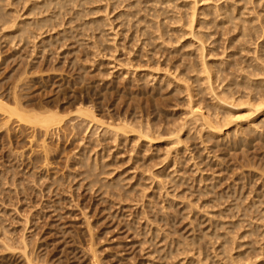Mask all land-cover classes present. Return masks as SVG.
Segmentation results:
<instances>
[{
  "label": "rangeland",
  "instance_id": "rangeland-1",
  "mask_svg": "<svg viewBox=\"0 0 264 264\" xmlns=\"http://www.w3.org/2000/svg\"><path fill=\"white\" fill-rule=\"evenodd\" d=\"M42 1L0 0L9 22L0 26V97L6 101L7 93L9 95L18 82L15 80L22 78L19 84L26 89L23 93L19 85L17 92L19 90V94H23L20 96L25 104L21 102L27 114L31 109L34 112L38 110L37 113L47 110L45 104L49 109L54 107L53 111L61 110L60 115L62 113V117H67L61 123L63 128L58 125V129L51 128L49 131L53 133H49L45 128L19 123L17 117H13V121L6 126L7 117L0 111V264H264V123L255 124L264 118V113L256 107L257 111H253V106L247 104L241 106L244 103L240 105L231 99L222 102L223 95L220 93L227 80L240 73L237 72L240 66L252 59L256 60L262 53L264 23L261 29V8L256 0H198L196 9L193 3L197 0H77L67 5L70 9L66 6L56 27L45 28L43 36L21 43L9 42L8 34L16 30L19 22L21 25V21L33 19L29 16V8ZM128 2H131V6L133 4L132 11L136 10L137 13L131 23L118 18V13L120 15V12L128 9ZM224 5L230 10L236 7L234 17L237 18L233 19V23L237 25L230 24L225 16L223 20V14H220L223 11L220 9ZM243 5L247 7L243 10L246 16L241 18L249 21L253 19L251 23L260 29L259 32L256 29V35L252 36L250 42L247 41L249 38H238L241 21L237 11ZM52 10L53 7L49 6L41 17H50ZM192 10L196 14L190 24ZM184 11H188V18ZM178 12H181L180 18ZM218 12L219 15L216 14ZM183 15L185 18L181 19ZM35 17L41 19L38 15ZM144 20L150 23H144ZM92 21L100 22L98 30L91 24L94 23ZM191 25L194 32L190 29ZM232 25L233 28H230ZM140 28L142 31L147 29L148 35L144 37L141 31L137 32ZM40 37L45 38L39 41ZM42 45H47L46 50L42 51ZM203 47L205 50L202 52ZM257 48L258 54L255 52ZM199 66L211 69L204 71L209 74L212 72L211 75L207 74L212 80L209 83H216L217 87L211 85V89H214L210 90L206 72L200 71L203 68ZM22 68V72L27 73H22L24 77L19 74ZM214 72L217 73L214 75ZM188 77H191L190 80ZM24 81L26 84L28 82L30 89L26 84L24 87ZM3 92H6L5 95ZM213 96L218 99L221 97V101ZM31 104H35L34 107L29 106ZM190 105L195 109L202 107L200 110L206 114L209 110L212 113L211 120L217 118L215 121L220 120L223 126L230 122L232 125L221 128L223 133L229 135L216 131V135L208 139L210 136L201 117L196 115L199 120L196 116L190 117ZM35 106H40L42 110L39 111L38 107L34 110ZM80 106L93 108L101 121L98 123L102 124H94L96 122H90L89 119L87 123L83 118L80 121V117L73 113ZM222 113L224 117H221ZM249 115L251 118H246ZM73 117L83 127L79 128L77 119ZM69 118L74 122L71 120L70 123ZM222 118H227L226 122H229L226 123ZM257 118L259 121H254ZM120 119L134 125V129L139 127L136 129L139 131L140 125H144L154 135L150 137L155 142L148 144L145 138H138L136 130L134 135L128 132L130 135L126 134L127 139L121 130L117 132L120 134L121 131V135L111 133L114 129L112 126L116 127L122 122ZM66 120H69L68 126L64 123ZM137 121H141V124ZM105 124L112 129L106 131ZM184 126L186 128L183 130ZM179 129L183 131V141L181 144H172L169 142V130L177 133ZM200 131L202 135L198 133ZM183 135H188V138L185 139ZM113 136H116L115 139ZM192 237L198 240L196 245L190 244Z\"/></svg>",
  "mask_w": 264,
  "mask_h": 264
},
{
  "label": "bare ground",
  "instance_id": "bare-ground-1",
  "mask_svg": "<svg viewBox=\"0 0 264 264\" xmlns=\"http://www.w3.org/2000/svg\"><path fill=\"white\" fill-rule=\"evenodd\" d=\"M8 1V0H7ZM10 1V0H9ZM12 1V0H11ZM37 1V0H36ZM77 2V0H43L41 3H38V4H35L34 6H32L31 8H29V16H31V17H33V19H31L30 17V19L28 20V21H24V22H22L21 21V25H20V22H19V25L15 22L14 23V25L16 24V27H17V25H18V27L16 28V30L14 31V32H10L9 34H8V41L9 42H11V43H17V41L18 42H22V41H26V40H31V39H33V40H36V38L38 39L39 37L38 36H43V31L45 30V28H47V27H49V26H51L52 27V29H53V26L54 27H56V24H58V18L63 14V12H64V10H65V8L67 9V5L69 4V3H72V2ZM93 1V0H92ZM120 1V0H119ZM118 1V2H119ZM139 1V0H138ZM148 1V0H147ZM153 1V0H152ZM206 1V0H205ZM208 1V0H207ZM241 1H246V0H241ZM240 1V2H241ZM3 2V1H2ZM27 2V1H26ZM121 2H124V1H121ZM154 2H155V0H154ZM159 2V1H158ZM157 2V3H158ZM194 2V1H193ZM25 3V2H24ZM23 3V4H24ZM92 3V2H91ZM94 3V2H93ZM117 3V2H116ZM141 3V2H140ZM199 3V1L197 0V1H195L193 4H194V7L195 6H197V4ZM256 3H258V5H259V7L261 8H259L260 10H261V12L259 11V13H261L260 15V17H262V24H261V29H262V25H263V23H264V0H256ZM11 4H12V2H11ZM29 4V3H28ZM114 4H115V2H114ZM113 4V1H112V5H114ZM130 4V5H129ZM192 4V5H193ZM22 5V4H21ZM79 5H80V3H79ZM121 5V4H120ZM124 6H125V4H123ZM129 5V7H128V9H126L125 11H122V12H120V15H119V13H118V18L120 17L123 21H125V22H130L131 23V20L133 19V18H135V14H137L135 11L133 12L132 10H133V4H132V6H131V2L129 3L128 2V4L126 5V7ZM135 5V4H134ZM257 5V6H258ZM5 6H6V4H5ZM10 6V5H9ZM27 6V5H26ZM49 6H52L53 7V10L52 11H50L51 12V16L50 17H45V18H42L45 14V12H46V10H47V8L49 7ZM67 6V7H66ZM69 6H70V4H69ZM85 6V5H84ZM87 6V5H86ZM117 6H118V3H117ZM227 6V5H226ZM225 5H224V7H222L220 10L221 11H223V13H220V14H223V16H222V18L225 16V18H227V21L228 22H230V24L231 23H233V19H235V18H237L236 16L234 17V14H235V10H236V7L235 8H231L232 10H230L228 7H226ZM2 7H4L3 5L1 6V3H0V26H5V25H7L9 22L7 21V19H8V16L6 17V15L7 14H5L6 13V11L4 12V9L2 8ZM82 7H83V4H82ZM114 7V6H113ZM126 7H124V8H126ZM156 7V6H155ZM184 7H186V5L184 6ZM192 7V6H191ZM193 7V8H194ZM6 8H7V6H6ZM13 8V7H12ZM69 8V7H68ZM78 8V7H77ZM87 8V7H86ZM123 8V7H122ZM149 8H151V7H149ZM182 8H183V6H182ZM189 8H190V4H189ZM197 7H195V9H196ZM216 8V7H215ZM218 8V7H217ZM219 8H220V6H219ZM247 7H245V5H243L240 9L238 8V11H237V14H239L238 16H239V20L241 21V23H239V26H238V29H239V33H238V35H239V37L238 38H249V40H247V41H249L250 42V39H253V37L252 36H254V35H256V29L258 30V28L256 27V21H255V25H253L252 23H253V19L251 20L250 19V21L249 20H246L244 17L243 18H241L243 15H245V13L246 12H244L243 10L244 9H246ZM21 9V8H20ZM25 9V8H24ZM70 9V8H69ZM79 9V8H78ZM113 9H115V7L113 8ZM136 9V8H135ZM191 9V8H190ZM200 9V8H199ZM9 10V9H8ZM16 10V9H15ZM28 10V9H27ZM82 10H83V8H82ZM88 10V9H87ZM86 10V11H87ZM91 10V9H90ZM10 11V10H9ZM24 11V10H23ZM66 11V10H65ZM141 10H139V12H140ZM189 11V10H188ZM188 11H184L185 13V15H186V13H187V18H188ZM208 11V10H207ZM216 11H217V9H216ZM215 11V12H216ZM69 12V11H68ZM149 12H150V14H151V11L149 10ZM22 13V12H21ZM26 13V12H25ZM62 13V14H61ZM155 13V12H154ZM163 13H164V11H163ZM179 13H181V12H178L176 15L177 16H179V18H180V16H181V14H179ZM190 13V12H189ZM205 13V12H204ZM255 13V12H254ZM257 13H258V11H257ZM11 13L9 12V15H10ZM18 14V13H17ZM80 14H83V13H80ZM183 14V13H182ZM191 14V13H190ZM192 14H193V16H192ZM192 14H191V18H190V24H191V21H192V18L195 16V14H196V11L195 12H193V10H192ZM217 15H219V12L218 13H216ZM20 15V14H19ZM28 15V14H27ZM36 15H38L41 19H36V17H35V19H34V16H36ZM41 15H43L42 17H41ZM166 15V14H165ZM170 15V17H171V14H169ZM214 15H215V13H214ZM259 15V14H258ZM47 16V15H46ZM79 16V14H77L76 15V17H78ZM160 16V15H159ZM158 16V17H159ZM175 17L176 19L178 18V17ZM246 16V15H245ZM10 17H11V15H10ZM38 17V18H39ZM74 17V16H73ZM76 17H74V18H76ZM146 17V16H145ZM148 17V16H147ZM151 17V16H150ZM156 17H157V15H156ZM169 17V18H170ZM258 17V16H257ZM260 17H258V19H260ZM12 18H13V15H12ZM11 18V19H12ZM17 18L19 19L20 17H18L17 16ZM68 18V17H67ZM166 18V17H165ZM179 18H178V20H179ZM185 17H184V15H183V18L181 17V19H184ZM17 19V20H18ZM171 19H174V18H172L171 17ZM175 19V20H176ZM181 19H180V21H181ZM238 19H236L237 20V22H238ZM14 20H15V18L13 19V22H14ZM20 20H21V18H20ZM60 20H62L61 18H60ZM72 20L73 19H71L70 21L72 22ZM141 20H143V19H141ZM151 20H153V19H151ZM150 20V21H151ZM165 20V19H164ZM186 20V19H185ZM184 20V21H185ZM223 20H224V18H223ZM99 21V20H98ZM146 21H148V23H150L149 22V20H146ZM146 21L144 20V23H146ZM172 21V20H171ZM171 21H169V22H171ZM179 21V23H181ZM183 21V22H184ZM187 21V20H186ZM193 21H195V19L193 20ZM235 21V20H234ZM251 21H252V23H251ZM68 22V21H67ZM90 22H91V20H90ZM92 22H94V23H91V24H94V28L96 29L97 28V30L99 29V26L98 25H100L99 23L100 22H97V21H92ZM125 22H121L122 24H125ZM257 22H258V20H257ZM10 23H11V21H10ZM66 23V22H65ZM70 23V22H69ZM83 23H85V22H83ZM153 23V22H152ZM174 23V22H173ZM176 23H178L177 21H176ZM187 23H189L188 21H187ZM259 23V22H258ZM90 24V23H89ZM129 24V23H128ZM154 24V23H153ZM155 24H157V22L155 23ZM160 24V23H159ZM182 24V23H181ZM185 24H186V22H185ZM194 24V23H193ZM223 24V23H222ZM224 24H226L225 23V21H224ZM234 24V23H233ZM235 24H236V22H235ZM234 24V25H235ZM67 25V24H66ZM86 25V24H85ZM147 25V24H146ZM228 25H229V23H228ZM237 25V24H236ZM259 25H260V23H259ZM93 26V25H92ZM132 26V25H131ZM154 26V25H153ZM58 27V26H57ZM62 27H63V25H62ZM75 27V26H74ZM78 27V26H77ZM233 28V25L232 26H230V28ZM237 27V26H236ZM263 27H264V25H263ZM85 28H87V27H84V29ZM91 28V27H90ZM146 28V27H145ZM156 28H157V26H156ZM162 28V27H161ZM183 28H184V25H183ZM192 25H191V27H190V29H191V31H193L192 30ZM14 29H15V26H14ZM48 29V28H47ZM71 29V28H70ZM72 29H73V27H72ZM71 29V30H72ZM92 29V28H91ZM169 29V28H168ZM181 29H182V27H181ZM1 30H2V28H1ZM5 30V29H4ZM50 30V29H49ZM83 30V29H82ZM101 30V29H100ZM146 30L147 29H144L143 31H142V29L140 28V29H138L137 30V32L138 31H141L142 32V35L145 37L146 35H148V32L146 33ZM153 30V29H152ZM157 30V29H156ZM177 30H179V29H177ZM260 30V29H259ZM259 30H258V32H259ZM6 31V30H5ZM8 31V30H7ZM48 31V30H47ZM164 31V30H163ZM175 31V30H174ZM182 31V30H181ZM195 31V30H194ZM193 31V32H194ZM237 31V30H236ZM264 31V30H263ZM159 32L161 33V30H160V28H159ZM159 32L157 33V36H159L158 34H159ZM168 32V31H167ZM73 33H74V30H73ZM136 33V32H135ZM154 33H155V31H154ZM169 33V32H168ZM183 33H185V32H183ZM1 34V33H0ZM52 34V33H51ZM55 34V33H54ZM87 34V33H86ZM93 34V33H92ZM151 34V33H150ZM162 34H164L163 32H162ZM193 34V33H192ZM201 34V33H200ZM199 34V35H200ZM48 35V34H47ZM70 35H72L71 33H70ZM94 35V34H93ZM133 35H134V33H133ZM190 35H191V33H190ZM195 35H197L196 33H195ZM198 35V36H199ZM204 37H205V34H202ZM259 35V34H258ZM258 35H257V37H258ZM64 36H66V35H64ZM154 36V35H153ZM166 36H168V35H166ZM237 36V35H236ZM234 37V38H237V37ZM260 36V35H259ZM56 37V36H55ZM148 38H150V36H147ZM193 37V36H192ZM207 37V36H206ZM261 37H262V34H261ZM41 38V40L39 39V41H43V39L42 38H45V37H40ZM53 38V37H52ZM70 38V37H69ZM153 38V37H152ZM237 38V39H238ZM263 38V40H264V36L262 37ZM261 38V39H262ZM68 39V38H67ZM75 39V38H74ZM147 39V38H146ZM198 39H199V37H198ZM236 39V40H237ZM255 39V38H254ZM3 40V39H2ZM143 40V39H142ZM148 40V39H147ZM205 40H206V38H205ZM229 40V39H228ZM239 40V39H238ZM7 41V40H6ZM57 41H59V40H57ZM151 41V40H150ZM168 41V40H167ZM243 41V40H242ZM247 41H246V44H247ZM50 42V41H49ZM48 42V43H49ZM61 42V41H60ZM144 42H146V41H144ZM235 42V41H234ZM236 42H238V41H236ZM244 42H245V39H244ZM249 42H248V44H249ZM27 43V42H26ZM34 43H35V41H34ZM97 43V42H96ZM99 43V42H98ZM239 43H241V42H239ZM262 43V42H261ZM31 44H32V42H31ZM45 44V43H44ZM55 44V43H54ZM60 44V43H59ZM22 45V44H21ZM144 45V44H143ZM153 45V44H152ZM191 45V44H190ZM202 45H203V42H202V44H201V48H202ZM205 45V44H204ZM240 45V44H239ZM254 45H255V43H254ZM261 44H259V46H260ZM1 46V45H0ZM256 46V45H255ZM33 47V46H32ZM46 47H47V45L45 46V45H42V51H44V50H46ZM156 47V46H155ZM241 47H242V45H241ZM258 47V46H257ZM205 47H203V49H202V52H203V50H205L204 49ZM255 48V47H254ZM154 49H156V48H154ZM239 49V48H238ZM244 49V48H243ZM242 48H241V50H243ZM245 49H246V47H245ZM253 49V48H252ZM260 49H261V47H260ZM40 50V49H39ZM50 50V49H49ZM210 49H208V51H209ZM56 51V50H55ZM247 51V50H246ZM249 51V50H248ZM247 51V52H248ZM234 52V51H233ZM239 52V51H238ZM255 52L257 53L258 52V48H257V51L255 50ZM261 54L260 55H256L255 57H256V60H251L250 62H246L244 65H242V66H240L239 67V71H237V72H240L239 74H236L237 76H234V77H232V79H230V80H227V83H226V85H224V83L226 82L225 80V82L224 81H222V82H224L222 85H224L223 86V89L221 90V94L223 95L222 97H223V99H224V101H223V99H221V97L218 99V98H216V96H213V97H215L216 99H218V101L221 99L222 100V102H225V99L226 100H229V99H231V100H233V102H238V104L240 103V105H241V103L243 104V105H241V106H245L246 104L247 105H249V107L250 106H253L254 108L256 107L257 108V110L258 111H261V113H264V46L262 47V50H261ZM206 53V52H205ZM177 54V53H176ZM203 54V53H202ZM234 54V53H233ZM236 55H237V53H235ZM258 54V53H257ZM13 55V54H12ZM33 55V54H32ZM76 55V54H75ZM187 55V54H186ZM204 55V54H203ZM1 56V55H0ZM251 56V55H250ZM3 57V56H2ZM206 57V56H205ZM13 58V57H12ZM251 58V57H250ZM252 58H253V56H252ZM36 59V58H35ZM203 59V58H202ZM241 59V58H240ZM37 60V59H36ZM181 60V59H180ZM259 62H258V61ZM223 61V60H222ZM246 61V60H245ZM244 61V62H245ZM255 63H254V62ZM19 62V61H18ZM221 62V61H220ZM233 62H235V61H233ZM240 62H241V60H240ZM243 62V63H244ZM210 63V62H209ZM216 63V62H215ZM228 63V62H227ZM236 63V62H235ZM234 63V64H235ZM239 63V62H238ZM204 64V63H203ZM203 64H200L201 66H203ZM18 65V64H17ZM23 65V64H22ZM172 65V64H171ZM205 65V64H204ZM206 65H208V64H206ZM224 65V64H223ZM237 65V64H236ZM3 66V65H2ZM16 66V65H15ZM148 66V65H147ZM201 66H199V68L201 67ZM209 67V66H208ZM215 67V66H214ZM217 67V66H216ZM215 67V68H216ZM219 67V66H218ZM224 67V66H223ZM230 68L232 67L231 65L229 66ZM236 67V66H235ZM169 68V67H168ZM173 68V67H172ZM198 68V69H199ZM201 68H203V67H201ZM207 68V67H206ZM222 68V67H221ZM221 68H218V69H221ZM234 68V67H233ZM14 69V68H13ZM23 69V68H22ZM20 70V72L21 73H19V74H21V75H25V74H27V73H23L22 71H24V69L23 70ZM193 69V68H192ZM208 69H210V68H208ZM208 69H205V68H203V70H200V71H203V72H206V71H204V70H208ZM213 69V68H212ZM217 69V68H216ZM224 69V68H223ZM232 69V68H231ZM238 69V68H237ZM29 70L31 71V69L29 68ZM196 70V69H195ZM194 70V71H195ZM211 70V69H210ZM209 70V71H210ZM214 70V69H213ZM226 70H228V69H226ZM30 71H26V72H30ZM185 71V70H184ZM214 71H217V70H214ZM220 71V70H219ZM230 71V70H229ZM181 72H183V71H181ZM208 72V71H207ZM206 72V75L207 74H209V73H207ZM211 72V71H210ZM234 72V71H233ZM23 73V74H22ZM38 73V72H37ZM40 73V72H39ZM170 73V72H169ZM169 73H167L168 75H170ZM176 73V72H175ZM179 73V72H178ZM202 73V72H201ZM212 73V72H211ZM211 73L209 74V75H211ZM215 73H217V72H214V75H215ZM223 73V72H222ZM234 73H236V72H234ZM19 74H17L16 76H19ZM29 74V73H28ZM203 74V73H202ZM220 74V73H219ZM227 74H229V72L227 73ZM232 74V73H231ZM231 74H229V75H231ZM24 75H23V77H24ZM180 75V74H179ZM197 75V74H196ZM217 75V74H216ZM222 75V74H221ZM234 75V74H233ZM28 76V75H27ZM26 76V77H27ZM36 76H37V74H36ZM39 76V75H38ZM178 76V75H177ZM189 76V75H188ZM193 76V75H192ZM203 76H204V74H203ZM226 76V75H225ZM21 77V76H20ZM35 77V76H34ZM40 77V76H39ZM80 78H81V76H79ZM147 77V76H146ZM170 77V76H169ZM216 77V76H215ZM230 77V76H229ZM230 77V78H231ZM79 78V79H80ZM168 78V77H167ZM176 78V77H175ZM189 78V77H188ZM191 78V77H190ZM190 78H189V80H190ZM193 78V77H192ZM199 78V77H198ZM201 78H203V77H201ZM205 79H206V77H204ZM203 78V79H204ZM214 78V77H213ZM220 78H222V77H220ZM225 78V77H224ZM14 80H15V78H13ZM16 79H17V77H16ZM31 79V78H30ZM29 79V80H30ZM182 79V78H181ZM186 79V78H185ZM194 79V78H193ZM204 79V80H205ZM215 79H217V78H215ZM214 79V80H215ZM229 79V78H228ZM13 80V81H14ZM25 80H26V78H25ZM32 80V79H31ZM166 80V79H165ZM196 81H197V79H195ZM195 80H194V82H195ZM201 80V79H200ZM207 81H208V83L207 84H210L209 85V87H210V90H212V89H214V88H212L211 89V83H209V81L211 80V76H208L207 75V79H206ZM222 80V79H221ZM15 81H18L17 82V84L15 85V83L16 82H14V85L15 86H13L14 87V89H12L11 91H9L10 93H9V95H8V93H7V100L5 101V98H2V97H0V111H2V112H4V113H2V114H5L6 115V126H7V123L9 122H11V120L13 119V117H17V118H19L20 119V121H19V123L20 122H26L27 124H29L30 126H36V128L37 127H39V128H45L46 129V131L48 130L49 131V129H53L54 127L56 128V126L58 127V125L60 126H62V128H63V125L61 124L64 120H65V118L67 117V115H66V117L64 118V117H62L61 115H62V113H61V115H60V111L59 112H57V111H53V108H52V106H51V109H49V106H46L45 104H43L46 108H47V110L46 109H44L43 110V112H40V113H37V111L36 112H34L32 109L31 110H29V114H27V112L25 111V110H23V107H25V105L22 107V102H21V98H22V96H20L21 94H19V90H18V92H17V88H18V86L20 85L19 83H21L22 82V78H19V79H17V80H15ZM27 81H28V79H27ZM35 81V80H34ZM83 81V80H82ZM179 81V80H178ZM178 81H177V83H178ZM186 81H187V79H186ZM192 81V80H191ZM199 81V80H198ZM203 81V80H202ZM216 81V80H215ZM29 82V81H28ZM28 82H27V84L25 83V81H24V87H25V84H26V86L29 88L30 87V85L28 84ZM31 82V81H30ZM29 82V83H30ZM163 82V81H162ZM169 82V81H168ZM211 82H212V80H211ZM214 82V81H213ZM217 82H218V80H217ZM11 83L12 82H10V86H11ZM33 83V82H32ZM176 83V84H177ZM183 83V82H182ZM188 83V82H187ZM198 83V82H197ZM200 83H202V82H200ZM206 83V82H205ZM9 84V83H8ZM172 84V83H171ZM175 84V83H174ZM175 84V85H176ZM184 84V83H183ZM190 84V83H189ZM196 84V83H195ZM203 84V83H202ZM219 84H220V82H219ZM23 85V84H22ZM32 85V84H31ZM168 85V84H167ZM185 85V84H184ZM214 85H216V83L214 84ZM214 85H212V86H214ZM21 86V85H20ZM32 86H34V85H32ZM187 86V85H186ZM191 86H193L192 84H191ZM190 86V87H191ZM199 86V85H198ZM200 86H202V85H200ZM208 86V85H207ZM176 87V86H175ZM178 87V86H177ZM188 87V86H187ZM186 87V88H187ZM209 87H208V89H209ZM216 87H217V85H216ZM219 87V86H218ZM11 87H9V89H10ZM20 88V87H19ZM31 88V87H30ZM29 88V89H30ZM184 88V87H183ZM185 88V89H186ZM193 88V87H192ZM197 88H199V87H197ZM206 88V87H205ZM2 89V88H1ZM5 90H7L6 88H4ZM21 89H23V93H24V90L26 89H24L23 88V86H21V88H20V90ZM190 89V88H189ZM194 91L196 90V87L194 86ZM204 89V88H203ZM202 88H201V90H203ZM217 89V88H216ZM28 90V89H27ZM26 90V91H27ZM180 90V89H179ZM181 90H183V89H181ZM192 90V89H191ZM198 90H200V89H198ZM210 90H209V92H210ZM1 91V90H0ZM3 91V90H2ZM185 91V90H184ZM187 91H189V90H186V92ZM206 91H208V90H206ZM6 92H8V90L6 91ZM6 92H3L4 93V95H5V93ZM21 92V91H20ZM190 92V91H189ZM192 92H193V90H192ZM204 92V91H203ZM208 92V93H209ZM216 92V91H215ZM121 93V92H120ZM191 93V92H190ZM194 93V92H193ZM196 93H198L197 91H196ZM199 93H201L200 91H199ZM211 93V92H210ZM213 93H214V91H213ZM216 93H218V92H216ZM2 94V93H1ZM149 94V93H148ZM212 94V93H211ZM210 94V95H211ZM221 94H220V96H221ZM23 95V94H22ZM30 95H31V93H30ZM29 95V96H30ZM133 95V94H132ZM209 95V96H210ZM213 95V94H212ZM216 95V94H215ZM218 95V94H217ZM1 96V95H0ZM2 96H3V94H2ZM9 96V97H8ZM188 98V97H187ZM186 98V99H187ZM214 98V99H215ZM30 99V98H29ZM192 99V98H191ZM190 98H189V100H191ZM211 99H213V98H211ZM102 100V99H101ZM188 100V99H187ZM195 100V99H194ZM220 100V101H221ZM23 101V100H22ZM198 101V100H197ZM84 102V101H83ZM191 102V101H190ZM193 102V101H192ZM199 102H201V101H199ZM23 103H24V101H23ZM32 103V102H31ZM189 103V102H188ZM188 103H187V105H188ZM197 103V102H196ZM196 103L194 104L195 106H196ZM204 103V102H203ZM25 104V103H24ZM192 104V103H191ZM202 104V103H201ZM200 104V105H201ZM235 104V103H234ZM237 104V105H238ZM35 105V104H34ZM34 105H29V106H33L34 107ZM36 105H38L37 103H36ZM39 105H42L41 103H39ZM48 105H51V104H48ZM67 105V104H66ZM193 105V106H194ZM209 105V104H208ZM239 105V106H240ZM204 106V105H203ZM212 106V105H211ZM210 106V107H211ZM216 106V105H215ZM214 106V107H215ZM240 106V107H241ZM32 107V108H33ZM38 108L40 107V106H37ZM36 106H35V108H33L34 110H36V108H37ZM42 108H43V106H41ZM93 107V106H92ZM190 107H191V105H190ZM198 107V106H197ZM205 107V106H204ZM207 107V106H206ZM205 107V108H206ZM209 106H208V108H210ZM248 107V106H247ZM252 107V110L254 111H257L256 110V108L254 109ZM29 108H31V107H29ZM55 108H57V106H55ZM126 108V107H125ZM192 109L190 110L191 111V114H190V117H191V115H193V117L194 116H196V115H198V116H200L201 117V119H202V122H203V126H205L206 128H207V134L210 136V138H208V139H212L213 138V136H215L216 135V131H219V132H221L222 130H221V128L223 127V128H225L226 127V125H224L223 126V124H221L220 123V120H219V122L218 121H215L214 119L213 120H211V118L210 117H212V113L209 111V110H207V114L206 113H204V112H202V111H204V110H200L199 108V110L201 111H199L198 109H195L196 107H191ZM217 108V107H216ZM215 108V109H216ZM219 108H220V106H219ZM219 108H217L216 110H218ZM224 108V107H223ZM25 109V108H24ZM40 110L39 111H41L42 109L41 108H39ZM57 109H59V108H57ZM93 109V108H92ZM90 107H84V106H80L79 108L77 107V109L75 110V111H73V113L74 114H76L77 116H78V118L80 117V121H81V118H83V119H85L84 121H86L87 119H89L90 120V122H96V123H94V124H99L98 122H101V121H99V118H98V114L94 111V110H92ZM100 109H101V107H100ZM63 110V109H62ZM206 110V109H205ZM221 110V109H220ZM64 111V110H63ZM212 111H214V109L212 110ZM62 112V111H61ZM116 112V111H115ZM185 112H187V111H185ZM218 112H219V110H218ZM71 113V112H70ZM69 113V115H73V113H71L70 114ZM190 113V112H189ZM214 113H215V111H214ZM221 113V112H220ZM0 114H1V112H0ZM188 114V113H187ZM186 114V115H187ZM217 114V113H216ZM119 115V114H118ZM213 115H215V114H213ZM224 114L222 113V116L221 117H224L223 116ZM240 116V115H239ZM5 117V116H4ZM199 117V118H200ZM218 117V116H217ZM226 117V116H225ZM228 117V116H227ZM2 118V117H1ZM73 118H75V117H73ZM187 118V117H186ZM185 118V119H186ZM196 118L198 119V117L196 116ZM214 118V117H213ZM220 118V117H219ZM246 118H251L250 117V115L248 116V117H246ZM245 118V119H246ZM253 118V117H252ZM19 119H17V120H19ZM77 118H75L74 120H76ZM82 119V120H83ZM175 119V118H174ZM226 119L227 118H225V120L222 118V120H224L225 122H226ZM229 119V118H228ZM238 119V118H237ZM259 118H257V119H253L254 121H259L258 120ZM15 120V119H14ZM70 120V121H69ZM69 122L71 123L73 120L71 119V118H69ZM72 120V121H71ZM121 120V119H120ZM124 120H126V119H124ZM128 120V119H127ZM140 120H142L141 118H140ZM191 121H193L192 120V118L190 119ZM189 120V121H190ZM199 120V119H198ZM239 120V119H238ZM241 120V119H240ZM242 120H244L243 118H242ZM253 120H249V121H251V122H254ZM4 121V120H3ZM13 121V120H12ZM67 121V120H66ZM64 122L65 123V125L67 124V126H68V124H69V122L67 123V122ZM83 121V122H84ZM124 124H122V122L118 125V126H116V127H114V126H112L114 129L111 131V133H116V134H118L117 132H119V130H121L123 133V135H125V137H126V139L128 138L127 137V135L129 134L130 135V133H132L133 135L135 134V133H137V135L136 136H138V138H145L147 141H149V142H147L148 144H150L152 141H153V138H151L150 136L152 135V134H150V132H149V130L148 129H146V128H144L143 126L144 125H140V131L139 130H136L137 128H139V127H135L136 129H134V125H132V124H130V123H128V122H126V121H123V120H121ZM150 121V120H149ZM188 121V122H189ZM196 121V120H195ZM247 121H248V119H247ZM74 122V121H73ZM77 122L79 123V125H77V126H79V128H80V126H82L83 127V124H81L80 125V123L81 122H79L78 121V119H77ZM87 122V121H86ZM89 122V121H88ZM87 122V123H88ZM135 122V121H134ZM139 124H141L139 121H137ZM144 122V121H143ZM173 122V121H172ZM186 122V121H185ZM194 122V121H193ZM200 122H201V120H200ZM201 122V123H202ZM223 122V121H222ZM227 122H229V121H227ZM226 122V123H227ZM244 122H246V121H244ZM5 123V122H4ZM75 123H76V121H75ZM74 123V124H75ZM173 123H175V122H173ZM191 123V122H190ZM250 123V122H249ZM263 124L264 123V118L262 119V120H260L258 123H255V124ZM16 124V123H15ZM102 124V123H101ZM101 124H99V125H101ZM117 124V123H116ZM146 124V123H145ZM147 124H148V122H147ZM176 124V123H175ZM183 124V123H182ZM181 124V125H182ZM195 124V123H194ZM230 122H229V126H230ZM245 124V123H244ZM247 124V123H246ZM5 125V124H4ZM26 125V124H25ZM76 125H75V127H76ZM104 125V124H103ZM138 125V124H137ZM151 125V124H150ZM173 125V124H172ZM188 125H190V124H188ZM187 125V126H188ZM227 125V126H228ZM232 125V124H231ZM234 125H235V123H234ZM237 125V124H236ZM248 125V124H247ZM252 125H254V123H252ZM73 126V125H72ZM71 126V127H72ZM98 126V125H97ZM105 126H107L106 124H105ZM136 126V125H135ZM185 126H186V124H185ZM184 126V128H183V130L186 128ZM191 126V125H190ZM201 126V125H200ZM202 126V127H203ZM241 126V125H240ZM250 126H251V124H250ZM249 126V127H250ZM256 126H258V125H256ZM256 126H254V127H256ZM1 127V126H0ZM11 127H12V125H11ZM66 127V126H65ZM75 127H73V129L75 128ZM102 127V126H101ZM112 127H111V129H112ZM118 127V128H117ZM146 127V126H145ZM170 127V126H169ZM181 127H183V126H181ZM194 127H196L195 125H194ZM233 127V126H232ZM238 127V126H237ZM264 127V126H263ZM262 127V128H263ZM6 128H8V127H6ZM35 128V127H34ZM61 128V127H60ZM79 128H78V130H79ZM107 129H106V131H108V129L109 130H111L110 129V125H109V127L107 126L106 127ZM149 128H150V126H149ZM191 128V127H190ZM193 128V127H192ZM191 128V129H192ZM242 128V127H241ZM248 128V127H247ZM31 130L33 129V128H30ZM56 129H58V128H56ZM91 129H92V127H91ZM105 129V128H104ZM128 129H131V131H128ZM175 129V128H174ZM204 128H201V131L203 130ZM252 129V128H251ZM256 129V128H255ZM258 129V128H257ZM1 130V129H0ZM9 130V129H8ZM15 130H16V128H15ZM29 130V129H28ZM35 130H37V129H34V131ZM41 130V129H40ZM54 130V129H53ZM75 130H76V128H75ZM88 130V129H87ZM100 130V129H99ZM137 131V132H135L134 133V131ZM171 130V129H170ZM170 130H169V134L168 135H170V141L169 142H171L172 144L174 143V144H176V143H182V139H183V137H182V133L181 132H183V131H181L180 129V131L179 132H177V133H175V132H173V131H171L170 132ZM198 130V129H197ZM246 130V129H245ZM259 130V129H258ZM263 130V129H262ZM43 131V130H42ZM63 131V130H62ZM80 131V130H79ZM121 131H120V134H118V135H121ZM139 131V132H138ZM168 131V130H167ZM186 131V130H185ZM188 132H190L189 130H187ZM201 131L200 132H198V133H200L201 134ZM204 132L203 133H206L205 132V129L203 130ZM232 131H234V130H232ZM239 131V130H238ZM243 131V130H242ZM253 131V130H252ZM44 132V131H43ZM52 133H53V131H51ZM50 131H49V133H51ZM58 132V131H57ZM100 132V131H99ZM128 132H130V133H128ZM226 132H228V130L226 131ZM234 132H236V131H234ZM240 132V131H239ZM261 132V131H260ZM9 133V132H8ZM48 133V132H47ZM46 133V134H47ZM106 133V132H105ZM109 133H110V131H109ZM160 133V132H159ZM191 133V132H190ZM190 133H188V134H190ZM221 133H223V131L221 132ZM220 133V134H221ZM230 133V132H229ZM238 133V132H237ZM254 133V132H253ZM253 133H251V134H253ZM6 134V133H5ZM84 134V133H83ZM127 134V135H126ZM154 134V133H153ZM161 134V133H160ZM159 134V135H160ZM167 134V133H166ZM185 134V133H184ZM199 134V135H200ZM223 134H225V133H223ZM227 134V133H226ZM225 134V135H226ZM256 134V133H255ZM261 134V133H260ZM103 135V134H102ZM109 135V134H108ZM113 135V134H112ZM115 135V134H114ZM198 135V136H199ZM202 135V134H201ZM200 135V136H201ZM205 135V134H204ZM224 135V136H225ZM229 134H227V136H228ZM262 135H263V133H262ZM54 136V135H53ZM80 136V135H79ZM85 136V135H84ZM83 136V137H84ZM117 136V135H116ZM115 136V137H116ZM154 135H152V137H153ZM184 136V135H183ZM190 136H191V134H190ZM199 136V137H200ZM249 136V135H248ZM261 136V135H260ZM259 136V137H260ZM17 137V136H16ZM58 137V136H57ZM114 137V136H113ZM115 137H114V139H115ZM118 137V136H117ZM164 137H168V136H164ZM185 137V136H184ZM186 137L188 138V135H186ZM185 137V139H187ZM194 137V136H193ZM202 137V136H201ZM205 137V136H204ZM222 137H223V135H222ZM221 137V138H222ZM32 138H34V136L32 137ZM104 138V137H103ZM130 138V137H129ZM151 138V139H150ZM80 139H82V138H80ZM110 139V138H109ZM159 139V138H158ZM163 140H165L164 138H162ZM161 139V140H162ZM168 139V138H167ZM239 139V138H238ZM251 139V138H250ZM9 140V139H8ZM28 140H30V139H28ZM33 140V139H32ZM43 140V139H42ZM59 140V139H58ZM138 140V139H137ZM136 140V141H137ZM140 140V139H139ZM138 140V141H139ZM142 140V139H141ZM160 140V141H161ZM169 140V139H168ZM215 140V139H214ZM245 140V139H244ZM71 141V140H70ZM167 141V140H166ZM187 141V140H186ZM195 141V140H194ZM203 141V140H202ZM205 141H207L206 139H205ZM220 141V140H219ZM243 141V140H242ZM251 141V140H250ZM256 141V140H255ZM259 142H260V140H258ZM31 142V141H30ZM104 142V141H103ZM108 142H109V140H108ZM129 142V141H128ZM153 142H155V141H153ZM157 142V141H156ZM168 142V143H169ZM193 142V141H192ZM199 142V141H198ZM204 142V141H203ZM245 142V141H244ZM42 143V142H41ZM91 143V142H90ZM186 143V142H185ZM202 143V142H201ZM206 143V142H205ZM246 143V142H245ZM253 143V142H252ZM31 144V143H30ZM44 144V143H43ZM84 144V143H83ZM139 144V143H138ZM193 144V143H192ZM137 145V144H136ZM145 145V144H144ZM171 145V144H170ZM188 145V144H187ZM206 145V144H205ZM208 145V144H207ZM249 145V144H248ZM50 146V145H49ZM52 146V145H51ZM158 146V145H157ZM169 146V145H168ZM173 146V145H172ZM258 146V145H257ZM263 146V145H262ZM153 147V146H152ZM176 147V146H175ZM187 147V146H186ZM190 147V146H189ZM208 147V146H207ZM255 147V146H254ZM253 147V148H254ZM38 148V147H37ZM42 148H43V145H42ZM41 148V149H42ZM86 148V147H85ZM172 148V147H171ZM176 148H178V147H176ZM188 148V147H187ZM205 148H206V146H205ZM209 148V147H208ZM38 150V149H37ZM36 150V151H37ZM44 150V149H43ZM65 150V149H64ZM91 150V149H90ZM148 150V149H147ZM146 150V151H147ZM204 150H206V149H204ZM11 151V150H10ZM100 151V150H99ZM134 151H135V149H134ZM232 151V150H231ZM49 152V151H48ZM106 152V151H105ZM191 152V151H190ZM31 153H32V151H31ZM98 153V152H97ZM142 153V152H141ZM257 153V152H256ZM111 154V153H110ZM167 154V153H166ZM171 154V153H170ZM194 154V153H193ZM48 155V154H47ZM85 155V154H84ZM176 155V154H175ZM46 156V155H45ZM44 156V157H45ZM83 156V155H82ZM82 156H81V158H82ZM178 156V155H177ZM193 156V155H192ZM86 156H84V159H86L85 158ZM220 157V156H219ZM262 157V156H261ZM264 157V156H263ZM46 158V157H45ZM96 158H97V156H96ZM173 158V157H172ZM255 158V157H254ZM87 159H88V157H87ZM171 159V158H170ZM208 159V158H207ZM216 159V158H215ZM218 159V158H217ZM10 160V159H9ZM81 160V159H80ZM97 160V159H96ZM210 161V160H209ZM220 161V160H219ZM44 162V161H43ZM45 162H47L46 160H45ZM44 162V163H45ZM80 162V161H79ZM196 162V161H195ZM202 162H203V160H202ZM245 162V161H244ZM43 163V164H44ZM35 164V163H34ZM79 164V163H78ZM175 164H176V162H175ZM175 164H174V166H175ZM200 164V163H199ZM250 164V163H249ZM81 165V164H80ZM197 165V164H196ZM237 165V164H236ZM240 165V164H239ZM259 165V164H258ZM98 166V165H97ZM196 167V166H195ZM198 167V166H197ZM256 167V166H255ZM139 168V167H138ZM244 168V167H243ZM251 168V167H250ZM9 169V168H8ZM176 169V168H175ZM242 169V168H241ZM249 169V168H248ZM256 169V168H255ZM263 169V168H262ZM236 170H238V169H236ZM243 170V169H242ZM244 171V170H243ZM254 171V170H253ZM200 172V171H199ZM255 172V171H254ZM257 172V171H256ZM255 172V173H256ZM260 172V171H259ZM89 173V172H88ZM98 173V172H97ZM175 173H176V171H175ZM248 173V172H247ZM261 173V172H260ZM259 173V174H260ZM263 173V172H262ZM6 174V173H5ZM82 174V173H81ZM173 174V173H172ZM243 174V173H242ZM246 174V173H245ZM178 175V174H177ZM179 175H181V174H179ZM247 175V174H246ZM251 175V174H250ZM256 175V174H255ZM39 176V175H38ZM64 176V175H63ZM62 176V177H63ZM172 176H174V175H172ZM182 176V175H181ZM181 176H179L180 178H181ZM260 176V175H259ZM263 176V175H262ZM175 177V176H174ZM52 178V177H51ZM176 178H178V177H176ZM175 179V178H174ZM182 179V178H181ZM204 179V178H203ZM237 179V178H236ZM40 180V179H39ZM111 180V179H110ZM123 180V179H122ZM173 180V179H172ZM177 180V179H176ZM262 180V179H261ZM260 180V181H261ZM198 181V180H197ZM160 182H162V181H160ZM181 182V181H180ZM40 183V182H39ZM172 183V182H171ZM178 183V182H177ZM200 183V182H199ZM236 183V182H235ZM89 184V183H88ZM173 184V183H172ZM87 185V184H86ZM112 185H113V183H112ZM232 185V184H231ZM234 185V184H233ZM260 185H263V184H260ZM124 186V185H123ZM59 187V186H58ZM237 187V186H236ZM134 188V187H133ZM261 188V187H260ZM90 189V188H89ZM175 189H177V188H175ZM95 190V189H94ZM134 190V189H133ZM136 190V189H135ZM97 191V190H96ZM137 191V190H136ZM139 191V190H138ZM229 191V190H228ZM227 191V192H228ZM232 191V190H231ZM202 192V191H201ZM236 193V192H235ZM115 194V193H114ZM133 194V193H132ZM208 194V193H207ZM219 195V194H218ZM231 195V194H230ZM234 195V194H233ZM121 197V196H120ZM222 197V196H221ZM228 197V196H227ZM133 198V197H132ZM224 198V197H223ZM237 200L239 199V198H237V197H235ZM186 199V198H185ZM212 199V198H211ZM221 200V199H220ZM192 201V200H191ZM194 201V200H193ZM201 201V200H200ZM214 201V200H213ZM234 201V200H233ZM189 203H191V202H189ZM193 203V202H192ZM200 203V202H199ZM256 203L257 202H255V207H256ZM260 203V202H259ZM209 204V203H208ZM235 204H236V202H235ZM239 204V203H238ZM252 204H254V202L252 203ZM191 205H193V204H191ZM201 205H202V203H201ZM224 205V204H223ZM227 205V204H226ZM194 206V205H193ZM253 206V205H252ZM185 207V206H184ZM215 207V206H214ZM235 207H237V206H235ZM244 207V206H243ZM254 207V206H253ZM141 208H143V207H141ZM191 208V207H190ZM195 208H197V207H195ZM258 208V207H257ZM256 208V209H257ZM230 209V208H229ZM144 210V209H143ZM253 210V209H252ZM228 211V210H227ZM226 213V212H225ZM233 213V212H232ZM224 216H226V214L224 215ZM241 217V216H240ZM232 218V217H231ZM148 220V219H147ZM146 221V220H145ZM191 224H192V222H191ZM231 224V223H230ZM235 224V223H234ZM239 225V224H238ZM89 226H90V224H89ZM157 227V226H156ZM220 227V226H219ZM237 227V226H236ZM161 228V227H160ZM240 228V227H239ZM220 229V228H219ZM233 230V229H232ZM224 231V230H223ZM159 232V231H158ZM226 232V231H225ZM251 232V231H250ZM227 233V232H226ZM231 233V232H230ZM249 233V230H248V232L246 233V234H248ZM254 233V232H253ZM252 233V234H253ZM156 234V233H155ZM232 234V233H231ZM4 235V234H3ZM212 235V234H211ZM214 235H215V233H214ZM214 235H212V236H214ZM227 235V234H226ZM251 235V234H250ZM167 236V235H166ZM203 236V235H202ZM210 236V235H209ZM211 236V237H212ZM222 236H223V234H222ZM221 236V237H222ZM225 236V235H224ZM230 236V235H229ZM239 236V235H238ZM24 237V236H23ZM152 237V236H151ZM216 237V236H215ZM226 237V236H225ZM224 237V238H225ZM240 237V236H239ZM245 237V236H244ZM198 238V237H197ZM200 238V237H199ZM207 238V237H206ZM216 238H218V237H216ZM223 238V239H224ZM227 238V237H226ZM231 238V237H230ZM234 238H236V237H234ZM238 238V237H237ZM23 239V238H22ZM202 239H205V238H202ZM213 239V238H212ZM232 239V238H231ZM230 239V240H231ZM248 239V238H247ZM30 240V239H29ZM154 240V239H153ZM224 240H226V239H224ZM228 240V239H227ZM233 240V239H232ZM237 240V239H236ZM235 240V241H236ZM24 241V240H23ZM152 241V240H151ZM178 241V240H177ZM187 241H189V240H187ZM191 241V245H196L197 244V241H196V239L195 238H193L192 237V239L190 240ZM207 241V240H206ZM235 241H234V243H235ZM1 242V241H0ZM3 242V241H2ZM21 242V241H20ZM169 242V241H168ZM174 242V241H173ZM208 242V241H207ZM224 242V241H223ZM28 243V242H27ZM145 243H146V241H145ZM186 243H188V242H186ZM230 243H231V241H230ZM5 244V243H4ZM166 244V243H165ZM224 245V243H221V245ZM226 244V243H225ZM232 244H233V242H232ZM231 244V245H232ZM25 245H27V244H25ZM190 245V246H191ZM218 245H220V244H218ZM220 245V246H221ZM222 245V246H223ZM250 245V244H249ZM6 246V245H5ZM33 246V245H32ZM35 246V245H34ZM163 246V245H162ZM167 246V245H166ZM170 246H172V245H170ZM179 246V245H178ZM184 246V245H183ZM227 246V245H226ZM233 246H234V244H233ZM36 247V246H35ZM173 247V246H172ZM176 247V246H175ZM188 247V246H187ZM6 248H8V247H6ZM160 248V247H159ZM159 248H157V249H159ZM177 248V247H176ZM190 248V247H189ZM191 248H192V246H191ZM197 248H198V246H197ZM197 248H196V250H197ZM220 248H222V247H220ZM14 249V248H13ZM163 249V248H162ZM170 249V248H169ZM188 249V248H187ZM225 249V248H224ZM227 249V248H226ZM7 250V249H6ZM33 250V249H32ZM94 250V249H93ZM155 250V249H154ZM171 250V249H170ZM181 250H182V248H181ZM219 250V249H218ZM249 250V249H248ZM22 251H23V249H22ZM200 251V250H199ZM93 252V251H92ZM165 252V251H164ZM163 252V253H164ZM171 252V251H170ZM188 252V251H187ZM191 252V251H190ZM193 252H195L194 250H193ZM90 253V252H89ZM153 253V252H152ZM177 253V252H176ZM179 253V252H178ZM196 253H198V254H200V252H196ZM227 253H229L228 252V250H227ZM230 253H231V251H230ZM25 254V253H24ZM92 254V253H91ZM162 254V253H161ZM175 254V253H174ZM184 254V253H183ZM182 254V255H183ZM187 254V253H186ZM193 254V253H192ZM222 254V253H221ZM224 254H225V250H224ZM94 255V254H93ZM195 255V254H194ZM197 255V254H196ZM201 255V254H200ZM95 256V255H94ZM165 256V255H164ZM168 256H171V255H168ZM229 256H231V254L229 255ZM228 256V257H229ZM25 257V256H24ZM26 257H27V255H26ZM25 257V258H26ZM201 257V256H200ZM208 257V256H207ZM206 257V258H207ZM227 257V256H226ZM232 257V256H231ZM28 258V257H27ZM171 258H172V256H171ZM206 258H205V260H206ZM230 258V257H229ZM46 259V258H45ZM199 259V258H198ZM232 259V258H231ZM242 259V258H241ZM27 260V259H26ZM29 260V259H28ZM95 260V259H94ZM200 260V259H199ZM45 261V260H44ZM230 261V260H229ZM231 261H233V259L231 260ZM28 262V261H27ZM36 262V261H35ZM96 262V261H95ZM219 262H221V260L219 261ZM223 262V261H222ZM29 263V262H28ZM224 264V263H223ZM226 264V263H225Z\"/></svg>",
  "mask_w": 264,
  "mask_h": 264
}]
</instances>
